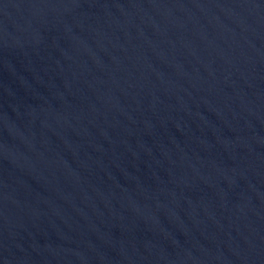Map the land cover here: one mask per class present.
<instances>
[{"label": "water", "instance_id": "obj_1", "mask_svg": "<svg viewBox=\"0 0 264 264\" xmlns=\"http://www.w3.org/2000/svg\"><path fill=\"white\" fill-rule=\"evenodd\" d=\"M0 264H264V0H0Z\"/></svg>", "mask_w": 264, "mask_h": 264}]
</instances>
